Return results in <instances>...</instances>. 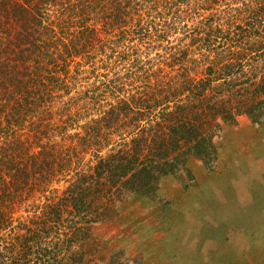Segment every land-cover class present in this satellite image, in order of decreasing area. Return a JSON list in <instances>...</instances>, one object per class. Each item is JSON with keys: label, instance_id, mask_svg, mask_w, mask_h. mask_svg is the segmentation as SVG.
Returning a JSON list of instances; mask_svg holds the SVG:
<instances>
[{"label": "trees", "instance_id": "16d2710c", "mask_svg": "<svg viewBox=\"0 0 264 264\" xmlns=\"http://www.w3.org/2000/svg\"><path fill=\"white\" fill-rule=\"evenodd\" d=\"M260 62L264 0H0V264H90L127 196L264 124Z\"/></svg>", "mask_w": 264, "mask_h": 264}, {"label": "rangeland", "instance_id": "374dc122", "mask_svg": "<svg viewBox=\"0 0 264 264\" xmlns=\"http://www.w3.org/2000/svg\"><path fill=\"white\" fill-rule=\"evenodd\" d=\"M164 51L147 50L169 71L156 61ZM216 143L213 167L191 157L193 179L165 177L155 199L129 195L117 217L95 225L89 263L264 264V124L223 121Z\"/></svg>", "mask_w": 264, "mask_h": 264}, {"label": "bare ground", "instance_id": "6f19581e", "mask_svg": "<svg viewBox=\"0 0 264 264\" xmlns=\"http://www.w3.org/2000/svg\"><path fill=\"white\" fill-rule=\"evenodd\" d=\"M247 168V167H246ZM257 174V173H256ZM244 178V177H243ZM243 184V183H242ZM238 186V185H237ZM239 189V188H238ZM220 198V197H219ZM219 200V199H218ZM215 202V200H214ZM210 203V202H209ZM207 208V207H206ZM224 208V206H222V209ZM226 209V208H225ZM209 210V209H208ZM224 210V209H223ZM227 211V210H226ZM209 213V212H208ZM226 213V212H225ZM215 214V213H214ZM205 215V214H204ZM223 215V214H222ZM226 216V215H225ZM228 216V215H227ZM226 216V217H227ZM229 217V216H228ZM220 218V217H219ZM224 218V217H223ZM221 221V220H220ZM253 222V221H252ZM264 223V222H263ZM246 226V225H245ZM189 239V238H188ZM205 246H203L202 248H204ZM208 249V248H207Z\"/></svg>", "mask_w": 264, "mask_h": 264}]
</instances>
